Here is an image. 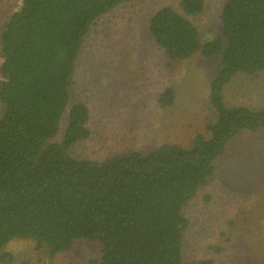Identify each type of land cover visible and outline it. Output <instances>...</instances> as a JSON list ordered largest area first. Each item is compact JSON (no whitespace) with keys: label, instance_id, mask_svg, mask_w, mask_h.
I'll return each mask as SVG.
<instances>
[{"label":"trees","instance_id":"1","mask_svg":"<svg viewBox=\"0 0 264 264\" xmlns=\"http://www.w3.org/2000/svg\"><path fill=\"white\" fill-rule=\"evenodd\" d=\"M129 1L16 0L1 20L0 251L22 239L54 257L87 241L101 251L87 264H214L183 259L190 225L183 208L213 177L232 139L264 130V108L232 105L224 94L238 75L264 73V0H221V28L203 42L193 19L205 12V0H180L183 12L167 6L151 18L149 32L169 66L197 53L220 59L208 86L215 120L192 148L166 144L101 162L78 159L69 149L90 139L86 104L74 101L65 139L50 140L84 43L103 16ZM173 97L167 88L161 106Z\"/></svg>","mask_w":264,"mask_h":264},{"label":"rangeland","instance_id":"2","mask_svg":"<svg viewBox=\"0 0 264 264\" xmlns=\"http://www.w3.org/2000/svg\"><path fill=\"white\" fill-rule=\"evenodd\" d=\"M7 1L0 0V22L16 7V0L6 5ZM179 2L131 0L102 17L79 54L71 99L50 142H63L69 111L78 101L90 109L91 136L69 149L75 158L101 162L124 151L149 152L166 144L194 146L195 137L215 120L208 86L220 59L197 53L168 65L149 23L163 7L183 12ZM221 3L205 0V12L193 19L202 42L221 28ZM167 88L173 90V102L163 107L160 96ZM224 94L232 105L264 108V73L238 75ZM215 168L213 177L183 208L190 221L183 233V259L264 264V130L241 132L215 161ZM30 241L13 239L0 251V264H87L101 257L100 247L87 241L54 257L47 249L37 251Z\"/></svg>","mask_w":264,"mask_h":264}]
</instances>
